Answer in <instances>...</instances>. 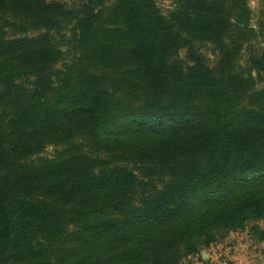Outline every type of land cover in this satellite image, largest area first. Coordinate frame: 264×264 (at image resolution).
<instances>
[{
	"label": "trees",
	"instance_id": "16d2710c",
	"mask_svg": "<svg viewBox=\"0 0 264 264\" xmlns=\"http://www.w3.org/2000/svg\"><path fill=\"white\" fill-rule=\"evenodd\" d=\"M261 1L0 0V264H180L264 218Z\"/></svg>",
	"mask_w": 264,
	"mask_h": 264
},
{
	"label": "rangeland",
	"instance_id": "374dc122",
	"mask_svg": "<svg viewBox=\"0 0 264 264\" xmlns=\"http://www.w3.org/2000/svg\"><path fill=\"white\" fill-rule=\"evenodd\" d=\"M163 12L172 5V0H156ZM252 12L251 24L256 25L261 0H248ZM204 54L212 59L211 50L205 48ZM53 148L48 147L43 152V157H50ZM262 238V239H261ZM264 218L247 221L242 229L224 232L219 235L215 244L202 250L201 254L182 261L180 264H264Z\"/></svg>",
	"mask_w": 264,
	"mask_h": 264
},
{
	"label": "crops",
	"instance_id": "0c3cea01",
	"mask_svg": "<svg viewBox=\"0 0 264 264\" xmlns=\"http://www.w3.org/2000/svg\"><path fill=\"white\" fill-rule=\"evenodd\" d=\"M262 242H264V240H263V241H261V244H262Z\"/></svg>",
	"mask_w": 264,
	"mask_h": 264
}]
</instances>
